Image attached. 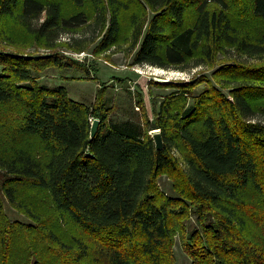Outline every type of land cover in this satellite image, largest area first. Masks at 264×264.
Masks as SVG:
<instances>
[{
    "label": "trees",
    "instance_id": "trees-1",
    "mask_svg": "<svg viewBox=\"0 0 264 264\" xmlns=\"http://www.w3.org/2000/svg\"><path fill=\"white\" fill-rule=\"evenodd\" d=\"M124 13L135 64L211 67L167 83L153 121L40 80L72 65L63 34L88 26L108 49ZM16 35L52 51L10 49ZM0 177V264H175L178 232L189 264H264V0H0Z\"/></svg>",
    "mask_w": 264,
    "mask_h": 264
},
{
    "label": "rangeland",
    "instance_id": "rangeland-1",
    "mask_svg": "<svg viewBox=\"0 0 264 264\" xmlns=\"http://www.w3.org/2000/svg\"><path fill=\"white\" fill-rule=\"evenodd\" d=\"M83 1L88 2L89 0ZM132 9H134V5ZM136 11L140 12V10ZM131 12L133 11L131 10ZM122 17L124 19H122L121 38L108 49H101L98 46L101 36L96 35L95 38H92L93 35L88 26L78 27L63 34L52 50L55 49L73 59L65 58L72 65L66 68H47L42 73L40 80L49 86L63 85L72 99L88 105L95 103L97 94L103 91L101 94L104 98L109 99L108 105L112 107L109 110V116L114 119L130 117L144 122L148 117L153 121L154 112L159 107L161 100L173 90L167 86V83L189 82L198 79L201 75H207L211 71V67L201 65L179 70L165 69L149 64H135L134 49H131L129 21L125 19H128V13H124ZM92 21L93 16L89 19V22ZM17 37L19 35L15 36V38ZM27 43L25 39L17 38L16 45L9 46V48L13 50L23 48L26 54H47L52 51L40 44L25 46ZM68 43H70L69 48ZM193 59H189L186 64L191 66L190 63L193 62ZM204 83H200L195 91L198 93L202 91L205 87ZM94 119V116H89L90 123ZM157 131H160L159 128H152L149 133L152 136ZM1 180L0 177V183ZM158 184L166 193H174L168 176L161 175L158 178ZM4 208L10 219L33 222L25 213L13 207L6 198H4ZM195 219L196 215L192 213L189 220L186 221V232L196 225ZM182 236L183 234L180 232L174 236L175 264L190 263L189 255L182 244Z\"/></svg>",
    "mask_w": 264,
    "mask_h": 264
},
{
    "label": "water",
    "instance_id": "water-1",
    "mask_svg": "<svg viewBox=\"0 0 264 264\" xmlns=\"http://www.w3.org/2000/svg\"><path fill=\"white\" fill-rule=\"evenodd\" d=\"M99 122L100 120L98 118H95L91 123V128H90V138L91 139L94 138L97 133ZM152 138H153L156 150H161L164 144L161 132L157 131L153 133Z\"/></svg>",
    "mask_w": 264,
    "mask_h": 264
}]
</instances>
